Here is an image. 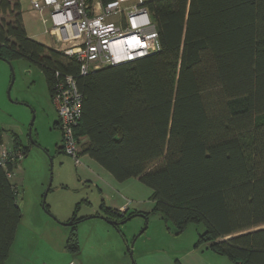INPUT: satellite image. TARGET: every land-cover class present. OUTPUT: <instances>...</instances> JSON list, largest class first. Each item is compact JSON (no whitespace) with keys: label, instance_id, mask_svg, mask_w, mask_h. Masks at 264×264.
<instances>
[{"label":"trees","instance_id":"trees-1","mask_svg":"<svg viewBox=\"0 0 264 264\" xmlns=\"http://www.w3.org/2000/svg\"><path fill=\"white\" fill-rule=\"evenodd\" d=\"M145 5L158 50L81 75L74 56L27 35L20 0H0V60L39 68L51 97L71 76L82 98L74 130L80 156L117 182L135 178L148 187L154 212L177 233L203 224L196 246L232 264H264V0ZM12 142L27 155L14 134ZM100 208L123 221L137 214L125 219L103 201ZM20 220L16 186L0 168V264ZM75 231L66 242L73 254Z\"/></svg>","mask_w":264,"mask_h":264},{"label":"rangeland","instance_id":"rangeland-1","mask_svg":"<svg viewBox=\"0 0 264 264\" xmlns=\"http://www.w3.org/2000/svg\"><path fill=\"white\" fill-rule=\"evenodd\" d=\"M20 3L29 32L53 48L29 2ZM0 65L3 144L9 147L14 134L28 147L10 179L21 220L4 264H232L196 246L203 224H189L177 233L171 221L154 212L152 191L137 179L117 182L88 156L76 163L58 151L62 135L55 126L56 107L40 69L24 59L10 65L0 60ZM102 201L125 219L137 214L127 221L114 218L101 210ZM73 218L82 221L72 225ZM72 230L77 254L66 248Z\"/></svg>","mask_w":264,"mask_h":264},{"label":"built area","instance_id":"built-area-1","mask_svg":"<svg viewBox=\"0 0 264 264\" xmlns=\"http://www.w3.org/2000/svg\"><path fill=\"white\" fill-rule=\"evenodd\" d=\"M53 48L74 56L81 75L148 56L158 50L157 28L147 0H27ZM52 97L64 154L79 163L81 94L71 76L55 84ZM23 157L20 149L0 143V168L11 179L10 165Z\"/></svg>","mask_w":264,"mask_h":264},{"label":"crops","instance_id":"crops-1","mask_svg":"<svg viewBox=\"0 0 264 264\" xmlns=\"http://www.w3.org/2000/svg\"><path fill=\"white\" fill-rule=\"evenodd\" d=\"M22 19H23V25H24V27H25L26 33H27V35H28L31 39H33V40H35V41H37V42H39V43H41V44H43V45H45V46H47V47H51V45L48 46L44 41L39 40V39L37 38V36H35V35L33 34L34 32H29V30H28V28H27V26H26V24H25V22H24L23 15H22ZM31 31H32V30H31ZM42 33H43V32H42ZM52 49H54V48H52ZM54 50H55V49H54ZM0 70H4V68H3L2 65H0ZM1 87H2V86H1ZM56 123H58V120H57ZM56 128L59 130L58 125H57ZM12 136H13V135H12ZM0 138H1L2 143H4L3 138H2V131H1V137H0ZM12 144H13V142H12V139H11L10 144H8L10 148L12 147ZM15 168H16V166H15ZM15 168H14V169H15ZM14 169H13V170H14ZM112 209H115V208H112ZM115 210H116V209H115Z\"/></svg>","mask_w":264,"mask_h":264},{"label":"water","instance_id":"water-1","mask_svg":"<svg viewBox=\"0 0 264 264\" xmlns=\"http://www.w3.org/2000/svg\"><path fill=\"white\" fill-rule=\"evenodd\" d=\"M8 64L10 65V63H8ZM11 72H12V69H11ZM12 82H13V74L11 75V83H10L9 89H10V87L12 85ZM9 89H8V92H9Z\"/></svg>","mask_w":264,"mask_h":264}]
</instances>
